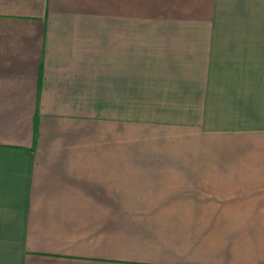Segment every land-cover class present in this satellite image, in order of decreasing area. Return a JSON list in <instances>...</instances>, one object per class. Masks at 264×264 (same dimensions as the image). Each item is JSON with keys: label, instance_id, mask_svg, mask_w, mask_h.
<instances>
[{"label": "crops", "instance_id": "obj_1", "mask_svg": "<svg viewBox=\"0 0 264 264\" xmlns=\"http://www.w3.org/2000/svg\"><path fill=\"white\" fill-rule=\"evenodd\" d=\"M0 264H264V0H0Z\"/></svg>", "mask_w": 264, "mask_h": 264}]
</instances>
